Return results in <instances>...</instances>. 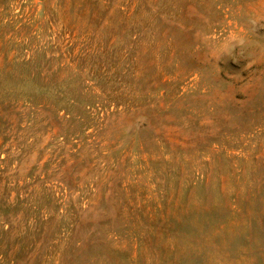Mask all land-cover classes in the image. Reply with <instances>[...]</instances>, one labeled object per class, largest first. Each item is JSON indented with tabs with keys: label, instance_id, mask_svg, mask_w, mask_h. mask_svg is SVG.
<instances>
[{
	"label": "rangeland",
	"instance_id": "obj_1",
	"mask_svg": "<svg viewBox=\"0 0 264 264\" xmlns=\"http://www.w3.org/2000/svg\"><path fill=\"white\" fill-rule=\"evenodd\" d=\"M80 1L0 0V264H264V0Z\"/></svg>",
	"mask_w": 264,
	"mask_h": 264
},
{
	"label": "trees",
	"instance_id": "obj_2",
	"mask_svg": "<svg viewBox=\"0 0 264 264\" xmlns=\"http://www.w3.org/2000/svg\"><path fill=\"white\" fill-rule=\"evenodd\" d=\"M95 3H96V0H81V1H80V4H82V5H85V4L93 5V4H95ZM94 17H95V16H93V18H94ZM4 207H6V206H4L3 200L0 199V209H2V208H4Z\"/></svg>",
	"mask_w": 264,
	"mask_h": 264
}]
</instances>
